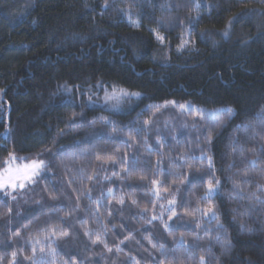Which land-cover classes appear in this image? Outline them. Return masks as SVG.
Wrapping results in <instances>:
<instances>
[{
	"label": "trees",
	"instance_id": "trees-1",
	"mask_svg": "<svg viewBox=\"0 0 264 264\" xmlns=\"http://www.w3.org/2000/svg\"><path fill=\"white\" fill-rule=\"evenodd\" d=\"M261 109L264 0H0V170L45 165L0 189V264H264Z\"/></svg>",
	"mask_w": 264,
	"mask_h": 264
},
{
	"label": "snow or ice",
	"instance_id": "snow-or-ice-1",
	"mask_svg": "<svg viewBox=\"0 0 264 264\" xmlns=\"http://www.w3.org/2000/svg\"><path fill=\"white\" fill-rule=\"evenodd\" d=\"M105 7H107V4H105ZM244 16V13H241L239 16L235 17L233 20L229 21V28L231 27V24L234 23V22H237L239 21L241 18H243ZM223 35L227 36L228 35V31L225 30L223 32ZM157 38L160 39L161 41H163V37L162 36H159L157 35ZM188 41H184L183 44H181L179 46V48H183L184 47V44H187ZM142 94L140 92H129L125 89H120L119 92H117V90L115 88H113V91L111 93H107L105 94V97H104V100H105V103H108L109 101H116L117 103L114 104L113 106L114 107H117L119 105V102L121 100H123L124 98H132V97H140ZM88 100H89V103H94V101L92 100V97L89 96L88 97ZM169 102H165V104H167ZM172 104H176L175 101H171ZM179 107L181 109H190V110H193L195 111L198 115L202 114L205 110L204 109H196L194 105H190V104H180ZM220 112H227L230 116L231 115H234L235 114V110L232 108V107H225V108H222V109H218V110H211L209 112V115L215 119ZM257 116L260 117L261 119H264V109H261V111L259 113H257ZM147 123V122H146ZM244 127H246L247 125H242ZM193 127H195V125H193ZM205 131L208 133V135L206 136V141L208 144H211L212 143V136H211V130L210 129H205ZM157 143L159 144L160 141L158 140ZM261 149H264V143H262L260 145ZM10 158L11 159H16V157L14 155H11L10 154ZM182 160L185 159V157L182 155L180 157ZM195 159H198V160H208V163H209V166L212 165V161H211V157L207 156L206 154H202L200 155L199 157H195ZM185 162H187L185 160ZM7 163V162H6ZM251 163L253 165H255L256 161L255 160H252ZM231 166V165H229ZM42 167H45L44 165V162L43 161H35L33 160L31 162V165H26L25 166V173L23 175H17L15 177V179H20V180H28L32 183H35V180H34V177H37L39 176V173H40V170ZM6 172H9L11 173L12 172V169L11 168H6L5 169ZM17 172L19 173L20 170L17 169ZM115 175V174H114ZM105 179H108V177H105ZM220 181L219 179L217 178L216 179V184L213 185L211 181H209L208 183V187H207V191L205 193V199L211 197L215 192L218 191V185H219ZM11 188V189H16L17 187L23 189L25 187L24 183L21 182L19 185H17L16 183L13 182V178L12 177H8V178H0V189H3V188ZM234 187H236L237 189H239V185H234ZM257 189L258 191H264V184L262 185H258L257 186ZM242 192V190H240ZM109 193H111V190H109ZM239 194V192L237 193ZM250 197L256 199V200H259L261 201L262 203H264V197H261L259 195H257V192H251L249 193ZM13 200L16 199L15 196L12 197ZM53 199H55V197H53ZM120 203H123V198H121L120 200ZM133 203H135V201H133ZM174 202L170 201V204H172ZM207 213H210V218L211 220H215L216 221V227L217 229H224V224L222 222L219 221V214L217 211L214 210V206H209V208L207 209ZM175 214V213H173ZM153 219H155V217H153ZM150 223V221H149ZM169 226L167 224L164 225V228L167 229ZM240 227L241 229H244V230H247L249 232H251L253 229L251 227H247L245 224L241 223L240 224ZM210 232L209 229H205V235H208V233ZM66 233H59V235H65ZM52 235L55 236L56 233L54 230H52ZM225 235H227V233L225 232ZM173 239H175V237H173ZM183 237H180V241L183 242ZM199 239V237H198ZM217 239H219V236H217ZM102 242L101 241V236L99 233L96 234V237H95V240L92 241L93 244L97 243V242ZM121 243H123V241H121ZM149 243L152 245L153 248H159V250L161 252H164L166 249H165V245L163 243H153L151 241V239L149 238ZM104 247L107 249V251L111 252L112 251V248H109L108 245L105 243L104 244ZM209 250L211 249V244H209ZM224 247L225 249H228L231 247V241L230 240H226L225 241V244H224ZM116 251L119 252L120 251V248L119 246L116 247ZM33 252H35V249H33ZM50 252L52 254H54V250H50ZM13 257H15V253H12ZM132 261H133V264H138L137 261H135V258H131ZM157 264H159V262H157ZM199 264H206V260H205V257L204 256H200L199 258Z\"/></svg>",
	"mask_w": 264,
	"mask_h": 264
},
{
	"label": "rangeland",
	"instance_id": "rangeland-1",
	"mask_svg": "<svg viewBox=\"0 0 264 264\" xmlns=\"http://www.w3.org/2000/svg\"><path fill=\"white\" fill-rule=\"evenodd\" d=\"M11 155H14L16 157V159H11L9 157V159L7 160V163L6 165L0 170V178H8V177H12L13 178V182L16 183L17 185H19L21 182L24 183V185L26 186L28 183H30V181L28 180H20V179H15V177L17 175H23L26 171L25 169V166L26 165H31V162L33 160L39 162V161H42L41 159L39 158H36V159H33V160H25L23 158H18L14 153L11 154ZM6 168H11L12 169V172L9 173V172H6L5 169ZM17 169L20 170V172L18 173L17 172ZM42 169V168H41ZM35 178V177H34ZM7 188V187H6ZM11 189V188H10ZM16 189H21L19 187H17ZM14 189V190H16Z\"/></svg>",
	"mask_w": 264,
	"mask_h": 264
}]
</instances>
